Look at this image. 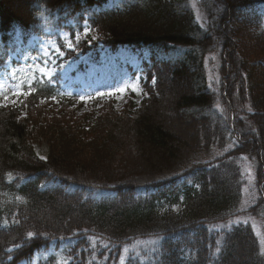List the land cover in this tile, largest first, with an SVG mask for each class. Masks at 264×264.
I'll return each mask as SVG.
<instances>
[{
    "label": "trees",
    "instance_id": "16d2710c",
    "mask_svg": "<svg viewBox=\"0 0 264 264\" xmlns=\"http://www.w3.org/2000/svg\"><path fill=\"white\" fill-rule=\"evenodd\" d=\"M26 1L23 13L0 0V72L17 31L56 41L90 29L99 38L82 52L149 56V97L39 125L41 99L65 92L34 75L30 114L0 109V264L60 245L65 264H264V0H195L201 20L192 0ZM162 100L174 120L158 118Z\"/></svg>",
    "mask_w": 264,
    "mask_h": 264
},
{
    "label": "rangeland",
    "instance_id": "374dc122",
    "mask_svg": "<svg viewBox=\"0 0 264 264\" xmlns=\"http://www.w3.org/2000/svg\"><path fill=\"white\" fill-rule=\"evenodd\" d=\"M11 1L14 8L25 13V7L27 6L26 0ZM192 7L197 18L201 20L203 14L195 0H192ZM259 12L264 16V7H262ZM26 14L28 15L27 11ZM85 24L86 23H84V25ZM259 33L264 34V20L259 29ZM87 38H92L93 41H97L99 36L90 29H85L75 34L73 38L68 34L62 33L60 35L62 45H60L56 42H40L39 39L34 36L29 37L27 40H23L20 38L19 34H16V48L12 44L14 49L11 52L6 71L0 74V76H2L0 79V107L12 106L20 108L22 103L26 102L25 97L28 92L24 90V84L31 80L29 72L36 69L33 62H39L38 59L35 58L36 53L31 56V48H35L38 43L41 45L40 50L43 57L42 62L38 64L39 74L45 80H51L53 78L58 79L69 94L77 96L75 99H70L68 101L67 113H74L77 115L76 118L84 122L88 117L93 119L104 113V108L102 107L106 102L112 103L111 107L114 108L116 112H120L134 103L141 105L142 102L149 97L146 89L148 80L145 72L146 69L144 68V64L149 63V56L144 54L141 58L139 53L131 50H119L115 54L105 53L102 50V45L97 44L98 58L95 59L92 56V51L82 52L80 49V41L87 40ZM69 45H71V47ZM61 47L66 48V50L64 52L61 51ZM216 81V76L212 74L211 69L208 68V82L212 83ZM151 85H153V82ZM167 92H169L170 95L173 94L172 84H167ZM104 98L107 100L94 104L96 100ZM59 102L60 100L56 98L42 100L41 106L37 108L35 112L36 115L34 116L31 114L32 120L39 125L51 121L50 117H52L53 113L55 116L57 113L56 111L59 109ZM171 106V103L169 104L162 100L159 104V110L161 111L158 110V113H160L158 118L161 119L165 116L171 121L174 120V116L166 114L171 112ZM25 109H27V107H25ZM28 112L30 114L29 110ZM19 113L22 116V111H19ZM186 126L189 128L188 125ZM29 129L31 134L36 138V141L39 142L32 143L35 152L40 158L46 159L48 155V146L37 136L38 133L35 129V125H31ZM187 134L191 136V138L193 137L192 131ZM144 169L147 171L144 164H137L135 171H137L138 176L143 177L147 175L144 173L146 172ZM249 176V180L252 182V173H250ZM3 201H13V198L9 195H5ZM63 248V246H60L54 251L56 260L58 259L60 262L64 263V256L62 254ZM50 250H52V248ZM48 252L49 251H38L33 255L30 261H23L21 264H39L40 262L46 261L49 257ZM125 254H128V250L125 251L124 255ZM58 260L57 262L59 263Z\"/></svg>",
    "mask_w": 264,
    "mask_h": 264
},
{
    "label": "snow or ice",
    "instance_id": "6c2138e0",
    "mask_svg": "<svg viewBox=\"0 0 264 264\" xmlns=\"http://www.w3.org/2000/svg\"><path fill=\"white\" fill-rule=\"evenodd\" d=\"M70 47H71V45H69ZM18 94H20V93H18Z\"/></svg>",
    "mask_w": 264,
    "mask_h": 264
}]
</instances>
